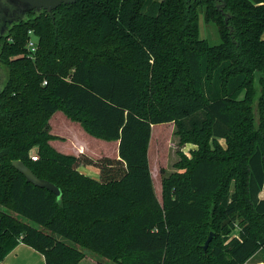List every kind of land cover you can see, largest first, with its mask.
<instances>
[{"label": "trees", "instance_id": "16d2710c", "mask_svg": "<svg viewBox=\"0 0 264 264\" xmlns=\"http://www.w3.org/2000/svg\"><path fill=\"white\" fill-rule=\"evenodd\" d=\"M199 12L218 27V43L198 36ZM28 30L37 41L33 57ZM4 31L0 264L20 241L42 253L44 264H244L264 245V228L254 223H264V0H76L29 11ZM56 110L90 135L118 141L119 159L103 157L99 179L77 170L90 158L49 144ZM164 122L193 135L200 150L183 173L163 181L159 199L148 145L152 126ZM16 159L60 196L28 182ZM232 168H242L235 170L242 186L230 200L220 197L219 209L235 213L244 195L249 219L237 236L204 251L193 244L194 225L217 212L210 196Z\"/></svg>", "mask_w": 264, "mask_h": 264}, {"label": "rangeland", "instance_id": "374dc122", "mask_svg": "<svg viewBox=\"0 0 264 264\" xmlns=\"http://www.w3.org/2000/svg\"><path fill=\"white\" fill-rule=\"evenodd\" d=\"M5 8V2L0 0V9ZM23 17H26L23 16ZM198 36L202 38H206L211 43H218L220 38V31L218 27L212 23L207 22L204 23L202 18V13L199 12L198 15ZM36 40V36H32ZM7 77L6 68L0 63V90L3 88ZM261 92L258 83H256L255 90L251 97V105L253 110V123L255 130L259 129L261 110H259L257 98ZM262 107L264 108L263 102ZM263 114V113H261ZM49 129L48 131L51 133H56L59 135H63L68 138L69 142L72 137H74L78 141L84 142L89 148V153L93 155L92 160L93 165H97L99 168L103 166L104 161L102 160L104 155H110L113 145V140H105L86 133L90 136L91 139L85 138L77 129L76 126H81L79 122L71 120L67 117L61 110H56L48 119ZM82 128V127H81ZM196 137H201L200 135L195 134ZM97 141H95V140ZM72 143V142H71ZM218 145L220 148L219 152H228L227 143L225 139H218ZM213 147V145H212ZM215 148V146H214ZM38 149V147H37ZM200 150V143L198 140L193 137V135H189L186 132H183L178 128L176 123L174 122H164L154 124L151 128V136L148 145V154L150 157V168L152 171V180L155 193L157 197L161 198V189L163 185V181L165 179L170 178L173 174L183 173L185 168L184 164L192 159ZM38 150L33 151L29 150V154H35ZM80 160L83 161V158H87L86 156L79 155ZM81 163V162H80ZM233 170L226 171L225 176L223 178V186L210 196L211 203L216 206L217 212H214V215L210 217V219L206 223L195 224L194 229L197 232V236L193 241V244H197V246H203L207 236L210 232H212V237L209 241V245H217L221 243H225L232 236H237L238 231L242 224H244L249 219V208L246 204V199L244 195L240 198L241 206L238 207L237 211L233 214L225 215L224 211L219 209V200L220 197L227 194V198L230 200L231 194L233 192L238 193L240 187V175L237 176L235 174V170H242V168H232ZM229 176H231L229 178ZM4 208V207H3ZM5 209V208H4ZM219 209V210H218ZM19 219L24 220L35 227H38L36 223L22 217L18 216ZM256 218H252L255 220ZM260 222V221H259ZM258 226L264 228V223H256ZM57 238L61 239L62 237L57 236ZM207 251V250H204ZM88 258L103 260L98 255L91 251H87ZM24 260L27 262L26 264H33V259ZM110 264H117L115 262H111L110 260H105ZM36 264V262L34 263ZM37 264H41L37 263ZM244 264H264V245L261 246L256 253L248 259Z\"/></svg>", "mask_w": 264, "mask_h": 264}, {"label": "crops", "instance_id": "0c3cea01", "mask_svg": "<svg viewBox=\"0 0 264 264\" xmlns=\"http://www.w3.org/2000/svg\"><path fill=\"white\" fill-rule=\"evenodd\" d=\"M76 127L79 131H81V133H83L82 135L85 138L87 137L88 139H91L90 136L86 134L87 132L83 128H81V126H76ZM51 134H53L55 137L49 140V144L57 151L64 153V154H72L75 156L84 155L87 158H90L91 160L95 161L93 159L94 156L89 153V148L84 142L78 141L74 137H72L69 142L68 138L63 135H59L56 133H51ZM117 146H118V141L113 140V145L111 146L112 151L110 155H104V156L110 159H119ZM30 150L36 151L37 146H33ZM149 159L150 157L148 154V160ZM149 167L152 168V166L150 165V160H149ZM77 170L83 173L84 175L89 176L94 179H99L101 177L100 168L97 165L79 162V164L77 165ZM151 171L152 170L150 169V172ZM151 176H152V172H151ZM24 258H26V260L33 259V261L35 260L34 263L36 262V264L40 262L41 264H44V257L42 253L38 252L37 250L33 249L32 247H30L29 245L21 241L18 242L4 256L3 263L4 264H26L27 262L24 260ZM78 264H96V262L90 259H82Z\"/></svg>", "mask_w": 264, "mask_h": 264}, {"label": "water", "instance_id": "95a60500", "mask_svg": "<svg viewBox=\"0 0 264 264\" xmlns=\"http://www.w3.org/2000/svg\"><path fill=\"white\" fill-rule=\"evenodd\" d=\"M76 0H3L5 2V8L0 9V32L5 30L4 21L7 20L9 23L12 21L22 18L26 11H39L47 10L52 11L61 4L73 3ZM12 165L22 173L28 182L40 187H45L52 191L57 198L60 196V189L54 183L39 178L36 176L32 170L19 159L13 160ZM212 237V232L207 236L204 244L203 250H206L208 243Z\"/></svg>", "mask_w": 264, "mask_h": 264}, {"label": "built area", "instance_id": "2783aa9c", "mask_svg": "<svg viewBox=\"0 0 264 264\" xmlns=\"http://www.w3.org/2000/svg\"><path fill=\"white\" fill-rule=\"evenodd\" d=\"M28 34H29V38L27 39L26 41V49H27V52H28V55L30 57H33L36 49H37V41L32 37L33 36V32L31 30H28ZM30 158L32 160H36L37 159V153L35 154H30L29 155Z\"/></svg>", "mask_w": 264, "mask_h": 264}, {"label": "flooded vegetation", "instance_id": "af4514ba", "mask_svg": "<svg viewBox=\"0 0 264 264\" xmlns=\"http://www.w3.org/2000/svg\"><path fill=\"white\" fill-rule=\"evenodd\" d=\"M28 12H29V10L26 11V12L24 13V16L27 15ZM8 24H10L9 21L5 20V21H4V26L6 27ZM4 32H5V31H1L0 34H1V33H4Z\"/></svg>", "mask_w": 264, "mask_h": 264}]
</instances>
